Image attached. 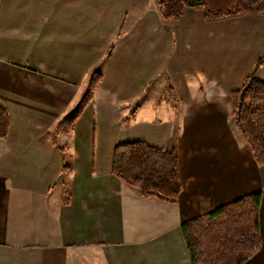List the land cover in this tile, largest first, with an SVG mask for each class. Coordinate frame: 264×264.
Returning a JSON list of instances; mask_svg holds the SVG:
<instances>
[{"label":"crops","instance_id":"crops-1","mask_svg":"<svg viewBox=\"0 0 264 264\" xmlns=\"http://www.w3.org/2000/svg\"><path fill=\"white\" fill-rule=\"evenodd\" d=\"M263 55L262 14L168 21L157 0H0V264H191L182 225L258 191L262 246L244 264H264V165L231 98ZM95 71L74 129L52 136ZM138 140L176 148L177 201L113 174L116 145Z\"/></svg>","mask_w":264,"mask_h":264},{"label":"trees","instance_id":"trees-1","mask_svg":"<svg viewBox=\"0 0 264 264\" xmlns=\"http://www.w3.org/2000/svg\"><path fill=\"white\" fill-rule=\"evenodd\" d=\"M157 4L162 18L168 21L180 20L185 8L203 10L207 21L264 15V0H157ZM263 65L264 55L243 86L231 93L232 117L259 165H264V80L258 76ZM102 79L99 71L92 74L88 89L56 125L52 136L74 129ZM8 132L9 112L0 103V139ZM112 172L145 198L175 202L183 191L176 148L163 150L140 140L120 143L115 147ZM262 197L258 191L185 222L182 231L191 264H244L252 258L262 246Z\"/></svg>","mask_w":264,"mask_h":264}]
</instances>
